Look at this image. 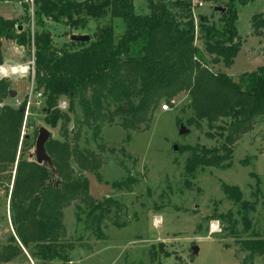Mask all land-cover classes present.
<instances>
[{"label":"rangeland","instance_id":"374dc122","mask_svg":"<svg viewBox=\"0 0 264 264\" xmlns=\"http://www.w3.org/2000/svg\"><path fill=\"white\" fill-rule=\"evenodd\" d=\"M173 1L166 0L171 8L175 7ZM186 1L191 2L195 24L202 15L218 24L221 9L228 2ZM134 4L137 13L149 12L148 0H134ZM36 10L37 5L31 0L0 2V17L16 19L22 30L31 33L50 31L56 49H80L81 46L72 45L73 34L94 39L97 26L110 21L115 26L116 39L125 28L124 21L107 16L100 21L90 18L87 28L72 30L44 15H36ZM257 14L264 16V0L238 6L236 25L241 49L230 68L216 63L215 56L209 53L205 56V65L216 72L226 71L235 82L242 72L264 66V27L253 26V17ZM195 43L205 51L201 33H197ZM3 52L5 60L0 66L9 67V72L0 73V79L10 85L0 106L19 108L25 100L27 106L17 159L10 167L12 176L6 173L0 177L1 251L15 234L11 193L20 153L23 160H35L38 132L45 126L50 131L49 141L61 144L72 143L73 134L79 131L80 151L85 155L87 151L98 154L100 166L96 167V162L89 164L90 168L95 166L92 171L71 158L76 181H84L88 186L87 175L94 173L101 184L111 186L109 191L100 190L97 199L86 197L83 191L62 209L65 232L60 235V242L72 248L63 250L67 262L56 259L53 264H264L260 257L251 258L239 244L242 239L264 236V116L260 115L253 130L236 143L229 165L199 166L191 172L185 166L194 153L186 147L201 145L210 149L222 140L209 136L206 120L201 127L189 122L193 111L187 93L181 92L169 100L163 97L159 107L137 130H125L124 115L115 112L127 101H114L103 95L100 102L102 111L107 113L106 120L85 124L79 97L71 101L61 96L59 107L68 118L60 119L52 127L44 120L45 96L34 87L33 48L8 40ZM11 67L18 69L13 71ZM11 90L17 92L16 96L10 95ZM171 100L177 103L164 110V105ZM133 101L138 104L137 100ZM230 120L226 117L218 124L226 125ZM97 125L98 137L94 135ZM181 125L188 134L179 133ZM176 144L178 150L174 151ZM224 183L238 186L242 199L254 207L244 209L227 198ZM41 263L25 251L7 264Z\"/></svg>","mask_w":264,"mask_h":264},{"label":"trees","instance_id":"16d2710c","mask_svg":"<svg viewBox=\"0 0 264 264\" xmlns=\"http://www.w3.org/2000/svg\"><path fill=\"white\" fill-rule=\"evenodd\" d=\"M4 1L7 0H0ZM253 1L228 0L218 24L202 15L196 30L191 2L186 0L173 1V8L166 0H148L149 12L140 13L135 10L134 0H33L36 15H44L72 30L87 28L90 18L100 21L107 16L111 20L121 19L125 28L116 39L112 21L98 25L94 39L73 40L72 45L81 48L68 51L55 48L50 31L42 30L32 36L30 31L20 30L16 19L0 17V65L5 60L3 41L34 48V87L45 96L44 120L52 127L60 119L68 118L59 107L61 96L71 101L79 97L85 124L106 120L107 113L102 111L100 102L103 95L114 101H127L115 112L124 115L125 130H137L159 107L163 97L169 100L185 92L193 111L189 122L201 127L206 120L209 136L222 140L210 149L201 145L186 147L194 153L186 170L227 166L236 143L253 130L260 115L264 116V66L242 72L235 82L226 71L216 72L206 66L204 59L209 53L215 56L216 63L226 68L232 66L241 49L237 9ZM253 26L264 27V16L255 15ZM197 33H201L205 51L195 43ZM9 85L0 79V104L9 93ZM26 106L27 100L19 108L0 106V177L6 173L12 176L10 167L17 159ZM226 117L230 122L219 125ZM99 133L97 125L94 135L98 137ZM73 137L72 143L67 144L47 142L52 166L39 164L36 159L23 160L20 153L11 193L15 234L0 250V264L11 262L25 251L41 264H53L56 259L67 262L63 250L72 246L60 242V235L65 232L62 209L83 191L92 198L86 182L74 179L70 160L73 158L90 171L100 166L97 153L87 151L85 155L80 151L79 131ZM93 162L96 165L90 168L88 165ZM223 191L244 209L254 207L242 199L238 186L224 183ZM239 244L251 258L260 257L264 263V236L242 239Z\"/></svg>","mask_w":264,"mask_h":264},{"label":"water","instance_id":"95a60500","mask_svg":"<svg viewBox=\"0 0 264 264\" xmlns=\"http://www.w3.org/2000/svg\"><path fill=\"white\" fill-rule=\"evenodd\" d=\"M223 9H221L222 11ZM22 29V26H20V30ZM72 41H78V42H89L90 36L89 35H82V34H73L71 37ZM17 92L15 90L10 91L11 96H16ZM188 130L184 125H181L179 133L180 134H188ZM36 140V148H35V159L36 162L39 164L48 163L50 166H52V157L50 154H48L46 150V144L50 139V131L47 127L42 126L39 129L38 136ZM178 150V144L174 145V151ZM33 156V155H32ZM88 179V186H89V193L91 197L94 199L99 198V191L105 190L109 191L111 189V186H107L105 184H101L97 178V176L93 174L87 175ZM197 246L193 247V251L195 253L197 252Z\"/></svg>","mask_w":264,"mask_h":264},{"label":"built area","instance_id":"2783aa9c","mask_svg":"<svg viewBox=\"0 0 264 264\" xmlns=\"http://www.w3.org/2000/svg\"><path fill=\"white\" fill-rule=\"evenodd\" d=\"M31 3H33V0H31ZM35 4V3H33ZM199 5L202 6L203 5V2H199ZM198 29V23H196V30ZM34 35V33L32 32V36ZM33 52H34V48H33ZM34 59H35V56H34ZM34 64H35V60L33 61V67L32 69L34 70ZM4 74H6V72H4ZM34 75H35V70L33 72V80H34ZM177 103L176 100H171L170 101V104H166L164 105L163 109L164 110H169L172 106H174L175 104Z\"/></svg>","mask_w":264,"mask_h":264},{"label":"bare ground","instance_id":"6f19581e","mask_svg":"<svg viewBox=\"0 0 264 264\" xmlns=\"http://www.w3.org/2000/svg\"><path fill=\"white\" fill-rule=\"evenodd\" d=\"M11 70L15 71L16 69H18L17 67H11ZM4 72H9V67L7 66H0V73L3 74Z\"/></svg>","mask_w":264,"mask_h":264},{"label":"crops","instance_id":"0c3cea01","mask_svg":"<svg viewBox=\"0 0 264 264\" xmlns=\"http://www.w3.org/2000/svg\"><path fill=\"white\" fill-rule=\"evenodd\" d=\"M7 43V41H3V46H5ZM227 68H230V67H227Z\"/></svg>","mask_w":264,"mask_h":264}]
</instances>
